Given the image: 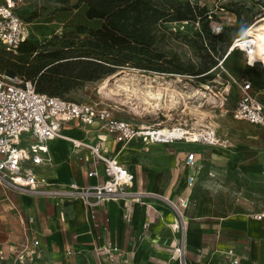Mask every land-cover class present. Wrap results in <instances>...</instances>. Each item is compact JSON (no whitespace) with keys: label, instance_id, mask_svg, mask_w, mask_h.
Here are the masks:
<instances>
[{"label":"rangeland","instance_id":"1","mask_svg":"<svg viewBox=\"0 0 264 264\" xmlns=\"http://www.w3.org/2000/svg\"><path fill=\"white\" fill-rule=\"evenodd\" d=\"M185 1L207 7L211 14L208 18L210 30L215 25L222 27L219 35L211 30L210 38L202 24H184L180 28L168 24L157 30L158 51L168 59L178 58L176 65L187 71L186 74L162 75L131 68L116 69L109 76L81 84L64 96L76 103L105 106L117 118L139 127L164 130L183 127L186 131L212 128L221 139L231 141L229 151H215L185 142L166 145L144 143L124 158L136 169L140 181L149 182L154 194L168 195L174 203L177 202V193L183 190L185 156L189 152L201 154L205 165L200 181L189 192L192 207L185 213L186 219L167 204L170 215L167 223L152 220L150 229L154 240L149 252L152 264H191L184 256L180 257L177 249L184 246L187 231L193 225L209 221L198 219L199 208L207 211L208 215L211 211L229 217L250 218L264 214V127L239 122L233 117L239 82L252 81L254 76L259 81L258 86L264 87V67L259 63L249 66L245 52L240 48L232 50L237 39L257 21L263 20L264 0ZM14 10L28 26L29 43L39 48L38 55L34 56L20 51L9 54L0 48V72L21 78L25 76L28 79L30 73L53 62L42 58L45 50L56 51L64 41L87 37V33H77L80 28L96 30L102 25L99 20L87 19L85 0H17ZM201 32L204 35L198 37ZM221 61H224L225 71L219 67ZM208 69L211 71L206 78L196 76ZM252 69L254 75L251 74ZM132 78L130 88H134L136 94L131 93L133 97L127 98V92H119L118 86ZM107 80L108 89H102ZM149 87L166 89L169 101L164 108L154 111L145 106L143 98ZM110 90L118 92L119 96L116 93L108 95ZM197 90L207 97L196 96ZM172 98L174 103L170 102ZM183 222L187 223L188 230ZM209 238L212 240L211 235ZM209 256L207 251L204 252L201 261ZM75 259L76 264H96L86 251ZM261 261L264 264V260Z\"/></svg>","mask_w":264,"mask_h":264},{"label":"built area","instance_id":"2","mask_svg":"<svg viewBox=\"0 0 264 264\" xmlns=\"http://www.w3.org/2000/svg\"><path fill=\"white\" fill-rule=\"evenodd\" d=\"M16 2L17 0H0V48L9 54H17L29 36L27 24L14 10ZM212 30L219 35L222 27L215 25ZM238 40L234 42L233 51L239 48ZM219 67L225 71L224 61L220 62ZM233 117L239 122L264 127V87H256L249 80H241ZM72 121H78L88 130L98 127L106 131L121 145V149L113 153L101 136L89 139L67 137L63 131L66 124ZM165 131L153 127H139L121 120L105 106L76 103L42 94L37 91L32 81L0 72L1 187L34 197L58 201L79 200L91 209L111 201H141L151 195L135 190V176L120 161L122 152L134 142L165 145L185 142L213 149L231 146L230 141L221 139L212 128L186 131L183 127H178L167 130L170 132L167 134ZM185 131L189 132V135H183ZM59 140L69 143L74 151L85 152V161L91 162L93 166L88 172V178L96 180V184L85 187L74 181L65 185L55 184L39 171V168L51 163L50 144ZM185 167L195 173L189 176L187 181L188 187L193 188L196 184V175L203 168L195 152L188 154ZM189 205V199L182 197L180 206H175L182 219L184 216L181 208L186 209ZM257 218L261 220L263 216ZM183 224L185 225L184 222ZM95 226L100 227L98 224ZM108 230V227H105L103 232ZM40 247V241L36 240L29 254L26 251L17 252L20 261L38 258L41 253ZM95 252L107 255L112 263L123 258L121 260L128 264L126 254L124 255V252L111 242L103 248L98 247ZM72 254L69 252L68 256ZM223 256L228 264H260L248 260L246 251L242 248H232L224 252Z\"/></svg>","mask_w":264,"mask_h":264},{"label":"crops","instance_id":"3","mask_svg":"<svg viewBox=\"0 0 264 264\" xmlns=\"http://www.w3.org/2000/svg\"><path fill=\"white\" fill-rule=\"evenodd\" d=\"M63 133L73 139L101 136L113 153L121 149V145L106 131L98 127L88 130L78 121L66 124ZM142 144V141L134 142L120 156V161L135 176V190L151 195L141 201H111L91 209L79 200L58 201L34 197L0 186V264H76V256L83 251L90 253L96 264H126L121 260L123 258L112 263L107 255L95 252V249L103 248L110 242L126 254L128 264H152L149 260V252L152 249L150 246L154 240L150 229L152 220L166 224L170 216L167 204L176 211L175 206H180L182 197L191 201L190 193L200 181L205 165L202 155L195 152L203 168L196 175L195 186L189 188L188 177L195 173L185 167L190 152L185 156L181 184L183 190L177 193V202L174 203L168 195L154 194L149 182L140 181L136 169L124 159ZM50 145L52 161L49 165L39 168L46 178L62 185L72 181L83 187L97 183L96 180L88 178V172L93 166L91 162L85 161V152L74 151L65 141H55ZM195 146L209 148L203 145ZM209 149L229 151L230 147ZM191 207L190 202L188 208H181L184 219L185 213ZM197 212L200 221H209L198 222L189 230L184 222L188 231L184 246L177 249L180 257L184 256L191 264H228L223 253L232 248H242L245 249L248 260L263 264L261 259L264 260V257L261 255L264 253V214L242 218L219 216L211 211H208V215L207 211L200 208ZM259 216L263 218L260 220L257 218ZM96 224L100 227L97 228ZM105 227H108V232H103ZM36 240L40 241V256L33 260L28 258L20 261L17 252L26 251L29 254ZM210 241L213 242L212 245ZM189 251H192L190 257ZM206 251L210 256L201 261V255ZM69 252L73 254L68 256Z\"/></svg>","mask_w":264,"mask_h":264},{"label":"trees","instance_id":"4","mask_svg":"<svg viewBox=\"0 0 264 264\" xmlns=\"http://www.w3.org/2000/svg\"><path fill=\"white\" fill-rule=\"evenodd\" d=\"M86 17L99 20L96 30L80 28L77 33L85 38L68 40L56 51L45 50L44 60L53 62L29 74L28 79L38 92L65 99L64 96L81 84L99 81L116 69L131 68L148 73L184 75L176 65L178 58L168 59L157 49V30L164 25H203L208 38L211 16L206 6H194L185 0H85ZM186 25V26H187ZM201 32L198 37L203 36ZM217 39V37H214ZM46 47H44L45 49ZM38 47L22 43L19 51L29 56L38 53ZM38 55V54H37ZM210 69L198 74L206 78ZM251 74H255L252 69ZM259 87L253 76L251 81ZM67 100V99H66Z\"/></svg>","mask_w":264,"mask_h":264},{"label":"bare ground","instance_id":"5","mask_svg":"<svg viewBox=\"0 0 264 264\" xmlns=\"http://www.w3.org/2000/svg\"><path fill=\"white\" fill-rule=\"evenodd\" d=\"M262 19L263 20H260L259 22L257 21V23H255L253 26H251L245 32V34L241 38H239V40H238L239 48L241 51L245 52V56L247 58V61L249 62V65H251V66H253V65L255 66L256 64L259 63V64H262L264 67V18H262ZM126 77H128V76H126ZM132 80H134V78H132L131 80H124L123 84L118 86L119 92H121L123 90L125 92H127L126 93L127 98L133 97L131 93L136 94V90H134V88H133V90H131V88H130L129 82ZM126 82H128V83H126ZM107 85H108V80L103 84L102 89H106ZM149 89L150 90H148L145 93V96L143 98V102H144L145 106L147 105L150 109H154V111H155V110L161 109L164 105H166V103H168L169 97L166 96V94H165L166 89H161V88L157 89L156 88L157 90H153L152 87H149ZM112 93H116V95L119 96V93L115 92L114 90H110L108 95L112 96ZM197 95H202L203 97H207V95H205V93L202 92L201 90H199V91L197 90L196 96ZM136 98H138V97H136ZM174 99L170 102L174 103ZM141 102H142V100H141ZM175 103L177 104V102H175ZM165 133L167 134L170 132H168L166 130ZM183 135H189V132L185 131V133L183 132Z\"/></svg>","mask_w":264,"mask_h":264},{"label":"water","instance_id":"6","mask_svg":"<svg viewBox=\"0 0 264 264\" xmlns=\"http://www.w3.org/2000/svg\"><path fill=\"white\" fill-rule=\"evenodd\" d=\"M13 75V74H12Z\"/></svg>","mask_w":264,"mask_h":264}]
</instances>
